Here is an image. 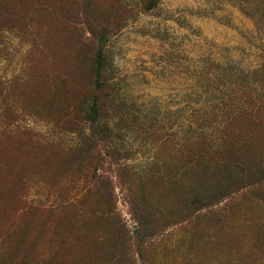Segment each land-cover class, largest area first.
Returning <instances> with one entry per match:
<instances>
[{"label":"rangeland","instance_id":"obj_1","mask_svg":"<svg viewBox=\"0 0 264 264\" xmlns=\"http://www.w3.org/2000/svg\"><path fill=\"white\" fill-rule=\"evenodd\" d=\"M0 264H264V0H0Z\"/></svg>","mask_w":264,"mask_h":264}]
</instances>
